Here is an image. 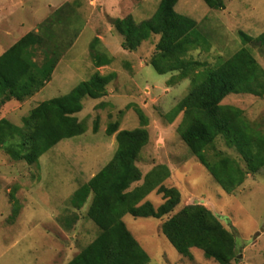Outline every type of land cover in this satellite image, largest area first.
I'll list each match as a JSON object with an SVG mask.
<instances>
[{
    "label": "rangeland",
    "instance_id": "374dc122",
    "mask_svg": "<svg viewBox=\"0 0 264 264\" xmlns=\"http://www.w3.org/2000/svg\"><path fill=\"white\" fill-rule=\"evenodd\" d=\"M160 0H0V56L27 33L37 32L52 14L65 4L71 13L67 40L71 47L61 57L53 80L25 103L9 102L0 111L21 126L22 119L39 104L69 94L97 71L114 73L116 79L100 100L87 98L76 117L84 122L86 133L60 142L35 165L13 162L0 151V264H68L98 236V227L87 217L88 205L80 211L71 206L74 192L88 183L113 159L118 145L116 134L107 128L119 122L118 131L142 127L137 111L148 125L149 143L142 150L137 167L145 176L164 165L171 176L163 183L181 193L183 207L200 204L219 216L236 237L237 260L231 264H264V169L249 175L232 194L223 191L199 159L182 141L170 112L186 97L190 80H179L177 73L159 75L149 65L159 37H152L136 52L121 47L112 21L132 15L138 22L156 12ZM74 10V14H73ZM176 11L199 24L208 47L192 51L188 58L209 66L226 60L243 45L239 31L256 38L264 32V0H225L224 10H212L202 0H179ZM98 50L113 58L110 66L96 69L91 57L93 41ZM264 68V48L250 46ZM223 105L243 111L264 131V98L230 95ZM97 124V130L95 125ZM218 151L240 160L239 155L219 140ZM135 184L133 187L140 185ZM14 197V198H13ZM19 214L12 218L15 200ZM158 208L162 195L155 190L146 199ZM79 220L67 230L65 222ZM163 221V220H162ZM162 221L125 216L128 229L151 257L150 264H217L203 252L191 250L182 257L161 232Z\"/></svg>",
    "mask_w": 264,
    "mask_h": 264
},
{
    "label": "trees",
    "instance_id": "16d2710c",
    "mask_svg": "<svg viewBox=\"0 0 264 264\" xmlns=\"http://www.w3.org/2000/svg\"><path fill=\"white\" fill-rule=\"evenodd\" d=\"M202 1L212 10L225 9V0ZM178 2L160 0L151 18L138 22L128 15L114 19L112 25L121 38L122 49L128 52H136L152 37H159L149 65L159 75L177 73L179 80L191 81L186 97L170 112V120L182 114L178 127L182 141L223 191L232 194L249 175L264 169V131L242 110L223 105V101L230 95L264 98V68L250 47L264 48V32L253 38L239 31L243 47L214 66L194 61L188 58L189 54L207 48L208 43L198 22L176 11ZM68 6L59 8L37 32L27 33L0 56V111L9 102L29 101L53 80L61 57L73 42L66 35L71 19V13L65 12ZM99 41L96 38L91 46L96 69L113 62L106 52L98 50ZM115 79L114 73L101 75L97 71L69 94L33 108L21 126L1 119L0 151L13 162L32 166L60 142L82 136L87 130L76 115L84 109V101L105 97L107 87ZM137 113L141 128L118 131L119 122L107 128L109 136L116 134L118 148L113 159L71 198V206L78 211L90 200L87 217L98 227L99 234L68 264H150L151 257L124 222L128 215L163 220V236L182 257H191V250L195 249L203 252L207 260L231 264L237 260L236 237L223 220L200 204L176 212L181 193L163 185L171 176L170 169L160 165L144 176L137 167L150 139L145 128L148 119L142 111ZM95 127L97 130V124ZM219 140L240 160L218 151ZM139 182L142 183L133 187ZM155 190L163 199L158 208L146 201ZM14 203L13 219L20 209L17 200ZM77 220V215L67 220L66 229L70 230Z\"/></svg>",
    "mask_w": 264,
    "mask_h": 264
},
{
    "label": "crops",
    "instance_id": "0c3cea01",
    "mask_svg": "<svg viewBox=\"0 0 264 264\" xmlns=\"http://www.w3.org/2000/svg\"><path fill=\"white\" fill-rule=\"evenodd\" d=\"M93 178V177H92ZM54 258L53 259H51L49 262H48V264H54L53 262H54Z\"/></svg>",
    "mask_w": 264,
    "mask_h": 264
}]
</instances>
